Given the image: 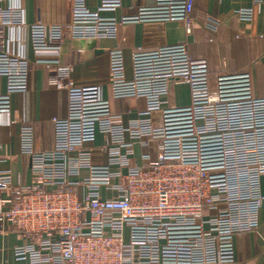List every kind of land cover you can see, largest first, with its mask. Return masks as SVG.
Masks as SVG:
<instances>
[{"label": "built area", "instance_id": "obj_1", "mask_svg": "<svg viewBox=\"0 0 264 264\" xmlns=\"http://www.w3.org/2000/svg\"><path fill=\"white\" fill-rule=\"evenodd\" d=\"M193 5L155 0L116 19L104 14L119 10L121 0H97L94 10L86 0H70L64 27L71 39L115 40L120 26L142 27L130 80L116 48L108 51L104 79L77 83L81 67L58 60L64 27H28L35 62L49 71L48 85L66 93V116L52 120L47 151H35L33 127L20 128L28 185L12 186L8 172L0 171V234L19 241L11 264H239L234 238L260 231L264 97L253 95L249 74L210 81L206 61L191 58L187 43H166L167 22H180L190 35ZM235 14L250 22L253 10ZM219 24L208 16L204 27L215 33ZM24 27L21 9L0 0V115L10 112L12 95L28 91V61L4 49L6 32ZM103 83L113 99L144 101L127 126L111 113ZM176 83L188 87L187 106L167 102ZM135 146L147 150L143 166L132 162Z\"/></svg>", "mask_w": 264, "mask_h": 264}, {"label": "crops", "instance_id": "obj_2", "mask_svg": "<svg viewBox=\"0 0 264 264\" xmlns=\"http://www.w3.org/2000/svg\"><path fill=\"white\" fill-rule=\"evenodd\" d=\"M154 3L155 0H121L119 10L104 16L116 19L131 16L138 8ZM11 4L21 9L25 27L6 32L4 49L28 61V91L12 95L10 112L0 115V171L8 172L12 186H24L31 182V173L29 159L20 151V128L33 127L35 151H47L53 146L52 120H62L66 116V93L48 85L49 71L41 62H35L28 27L36 22L46 27H64L70 18V0H11ZM86 5L94 10L97 0H86ZM239 9H252V20L241 21L235 14ZM208 16L220 23L215 33L204 27ZM192 17L196 25L190 35H186L180 22H167L164 26L166 43H187L191 58L206 61L210 81L220 75L249 74L253 95L264 97V2L255 5L251 0H194ZM141 35L142 27L134 23L120 26L115 40H75L64 27L58 60L62 66L81 67L76 81L89 84L104 79L108 51L118 48L123 57L124 77L130 80L131 55L139 47ZM102 89L111 113L120 116L122 125L127 126L144 110L143 100L113 99L108 85L103 83ZM4 92L5 80L0 79V94ZM167 102L173 107L187 106L188 87L173 84ZM101 142L97 135L95 144ZM143 153H147L145 148L134 147L132 162L136 166H143L140 160ZM148 154L150 159L155 158L154 146ZM259 181V190L264 196V175ZM257 217L260 222L258 234H241L234 238L235 259L239 264H264V203ZM18 244L15 235L0 234V264H11V250Z\"/></svg>", "mask_w": 264, "mask_h": 264}]
</instances>
